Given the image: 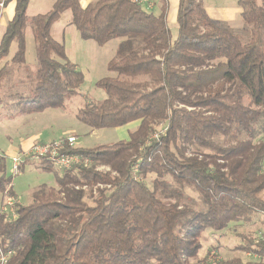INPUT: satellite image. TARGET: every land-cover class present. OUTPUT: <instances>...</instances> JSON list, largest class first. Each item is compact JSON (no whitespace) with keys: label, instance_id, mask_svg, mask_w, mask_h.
<instances>
[{"label":"trees","instance_id":"obj_1","mask_svg":"<svg viewBox=\"0 0 264 264\" xmlns=\"http://www.w3.org/2000/svg\"><path fill=\"white\" fill-rule=\"evenodd\" d=\"M29 1L14 0L0 39L1 83L9 64H26L30 24L36 69L27 93L13 96L16 113L64 108L77 95L83 73L51 35L69 11L82 40L103 46L120 39L107 63L114 76L95 84L105 99L87 102L76 118L92 130L138 126L115 143L67 151L91 165L55 173L56 187L15 203L14 218L0 214V256L9 255L0 264H191L206 229L264 216V0H237L239 29L210 18L202 0H179L175 36L166 0H157V14L135 0H90L84 7L81 0H56L28 19ZM12 43L16 51L2 65ZM38 167L54 171L46 161ZM148 175L151 189L142 181ZM12 181L0 156L2 199L16 200ZM97 185L103 188L89 205L86 190ZM236 250L258 259L210 264H264L262 242L244 237Z\"/></svg>","mask_w":264,"mask_h":264},{"label":"rangeland","instance_id":"obj_2","mask_svg":"<svg viewBox=\"0 0 264 264\" xmlns=\"http://www.w3.org/2000/svg\"><path fill=\"white\" fill-rule=\"evenodd\" d=\"M29 9L26 12V16L30 19L36 14H44L50 7H48L51 0H30ZM214 1V0H210ZM203 2V0H202ZM154 2L150 0V7L154 6ZM7 20V16H4ZM71 18L69 11H66L62 16L52 25L51 35L59 42H63L65 52L68 60L78 65L79 70L83 73L84 81L80 85L77 95L65 102L64 108H55L53 111L42 114L37 121H28L21 129H19V123L15 130L17 135L19 134H31L32 132H41L43 134L42 140H48L46 142L58 141L66 139L69 136L76 137L75 147L90 149L100 145H106L115 143L122 139L127 138V133L133 131L138 126V122L130 124L125 127L119 128H102L92 130L88 126L81 123L76 118V112L87 102H101L105 99V93L95 86L96 82L101 79L113 77L114 74L107 70V63L114 57L116 48L120 39H112L106 43L104 47H97L94 49L92 46L88 47L86 41L81 40L78 36V32L69 24L71 29H67V20ZM241 19V18H240ZM171 35L175 36L177 33L176 22H167ZM242 24V22H241ZM240 25H235V29H239ZM63 30V31H62ZM25 34V65L9 64L7 67V76L1 80L0 90V154L4 153L6 147L5 133H13L14 129L4 128V121L8 118H13L17 112L15 94L27 93L29 86V79L33 75L36 69L35 60V45L33 36L31 33L30 24L27 22L24 30ZM16 51L15 43H12L9 48V54L7 58L2 61V65L5 62H9V59L14 55ZM138 81L144 82L145 78H139ZM24 117V116H21ZM6 122V121H5ZM8 122V121H7ZM12 139H16L13 138ZM264 139V137H263ZM50 140V141H49ZM40 162L34 160H27L21 167V171L18 175L12 176L7 171L6 162V174L13 177L12 187L13 192L16 194V201L20 204H28L32 200L33 193L44 186L56 187V175H60V169L53 167L52 172H43L39 170ZM96 171L109 172L107 166L96 165ZM113 175V174H112ZM153 175H148L142 178V181L151 189ZM168 180L169 178L166 177ZM103 188V186H94L91 190H86L85 201L91 205V197L95 194V189ZM85 189V187L83 188ZM185 193L190 196L193 201L198 204V195L190 189H185ZM264 198V191L261 193ZM2 197V196H1ZM7 199L1 198L0 208L2 201L6 202ZM8 219L12 218V214L9 208L4 212ZM264 236V216L259 215L254 218L250 223H232L226 229L220 232H214L206 229L202 233L200 240V249L197 252L196 258L189 262L197 264H210L218 260H228L232 258H240L242 261L257 260L258 258L242 253L236 248L242 245L244 237L251 239L252 244H257V238Z\"/></svg>","mask_w":264,"mask_h":264},{"label":"crops","instance_id":"obj_3","mask_svg":"<svg viewBox=\"0 0 264 264\" xmlns=\"http://www.w3.org/2000/svg\"><path fill=\"white\" fill-rule=\"evenodd\" d=\"M4 1L5 0H0V39H1V37L5 31L6 24L13 17L14 6H15L14 0H12L6 4H4ZM55 1L56 0H51L48 7L51 8V6L53 5V3ZM89 1L90 0H81L80 4L82 7H84V6H86V4ZM152 1L154 2L155 5L152 6L151 11H154L157 14V13H159V3L157 2V0H152ZM166 1H167V5H168L167 14H166V21L173 23L176 21L177 8H178L179 0H166ZM30 2L31 1H29L27 10L29 9ZM203 5H204V8H205L207 15L210 18H212L214 20L226 22L233 28L235 25L241 26V19H240L241 10L237 6V0H214V1L203 0ZM27 10H26V12H27ZM4 16H7V20L4 18ZM67 22H68V25H66L67 26L66 28L71 29L72 27H70V25H69L71 22V18H69L67 20ZM51 28H52V26H51ZM78 36H79V33H78ZM55 40L58 41L57 39H55ZM84 41L87 42V44L89 45L88 47L92 46L94 49H97L98 46L95 42H93L91 40H84ZM61 43H63V42H61ZM105 45H103L101 47H104ZM10 59H9V61H10ZM77 68H78V65H77ZM53 110H55V109L49 108V109H45L44 111L39 112V113H32V114H17L16 113L13 116V118H8L7 120H5L6 122L4 121V123H6L4 128H9V130H12L13 127L18 126L16 124V122H17L20 124L18 128L21 129L24 125H26V123L28 121H30V122H33L35 120L37 121V119L40 116H42V114H45L46 112L53 111ZM21 116H24V117H21ZM2 122L3 121L1 120L0 126H1ZM13 129H14V131L10 135H12L13 138H16V139L13 140L12 136H9L8 133L7 134L5 133L4 137H5L7 144H6V147L4 148V150H5L4 153L2 155L0 154V156L4 157V159H5V166H6V162H7V171L8 172L10 169L11 157H13L14 155H16L19 152H23V151L28 150L33 143H37V142L44 143V142L48 141V140H42L43 134L41 132H32L31 134H23V135L19 134V135H17L18 133L17 134L15 133V130L17 128H13ZM1 198L2 197L0 195V200H1Z\"/></svg>","mask_w":264,"mask_h":264},{"label":"built area","instance_id":"obj_4","mask_svg":"<svg viewBox=\"0 0 264 264\" xmlns=\"http://www.w3.org/2000/svg\"><path fill=\"white\" fill-rule=\"evenodd\" d=\"M144 10H151L150 0H135ZM76 137L69 136L66 139L44 142V143H33L31 147L23 152H19L10 159V174L12 176L18 175L21 171L22 165L27 160L34 161H46L52 164L53 167H56L60 170H69L78 166L89 167L91 161L88 158L81 157L76 154H71L67 151L75 149ZM109 169V168H108ZM84 188V187H82ZM19 203L13 199H7L4 202V206L0 208V214H4L7 208L10 209L12 218H14V204ZM5 215V214H4ZM257 242H262L264 244V236H260L257 239ZM249 255V254H248ZM9 255L0 256V262L4 263Z\"/></svg>","mask_w":264,"mask_h":264}]
</instances>
